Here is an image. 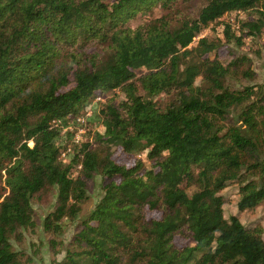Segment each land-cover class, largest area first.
<instances>
[{
    "label": "trees",
    "instance_id": "trees-1",
    "mask_svg": "<svg viewBox=\"0 0 264 264\" xmlns=\"http://www.w3.org/2000/svg\"><path fill=\"white\" fill-rule=\"evenodd\" d=\"M263 37L264 0H0V264H41L11 242L32 202L55 197L56 238L97 176L55 264H264L263 226L224 218L221 194L237 185V209L264 212V92L229 83L255 78L249 56L221 58L259 56Z\"/></svg>",
    "mask_w": 264,
    "mask_h": 264
},
{
    "label": "rangeland",
    "instance_id": "rangeland-1",
    "mask_svg": "<svg viewBox=\"0 0 264 264\" xmlns=\"http://www.w3.org/2000/svg\"><path fill=\"white\" fill-rule=\"evenodd\" d=\"M188 9L189 11H193V4H191V7L189 6ZM242 16H245V14L238 13L237 17L240 18ZM228 19L230 22L235 23L234 15ZM210 33L211 30H203L193 40L190 46L193 47L199 38L206 35H210ZM260 42L264 46V37L260 39ZM227 50L233 52L232 55L245 54L249 56L252 59V69L255 72V78L253 80L231 79L229 81L230 85L234 88H240L245 85L256 83L262 87L264 92V51H262L260 55L257 56L251 51H242V49H238L237 47H235V45L229 44L226 45L224 49H221V58L224 63H228L232 59L231 55H227ZM114 95H118L119 100L123 97L122 95L118 94V91H116ZM103 100L104 97H102L101 101ZM89 114L90 112L88 111L86 114H84V116L79 115L76 120L79 125L70 126V129H76L75 136H77L78 138H80V135L83 134L84 130H86L87 126L84 124V118L89 116ZM235 115L236 114L234 111L231 112L232 118ZM81 124L82 126L84 125V128L80 127ZM115 158H119L118 161L124 162L126 165L130 166L134 162L135 158H139V155H137L136 157L128 155L119 156V151L117 150L115 153ZM153 164L154 161L146 162L145 167L150 168L153 166ZM221 194L225 201L223 206L224 218L227 219L231 215H236L241 221V223L245 226H254L257 224H261L264 228V212L262 208L259 207L252 211H239L237 209L236 204L239 197L237 185L228 186L221 192ZM101 196L102 191L100 188V178L97 176L87 185V199L82 205L81 212L77 215L76 219L71 223V225L66 227L63 233L56 238H54V235L45 232L43 227L44 218L48 215L49 212L53 210V207L55 205V197L52 194L46 195L44 196V198H42L41 201L32 202L35 227L33 230L22 231L18 239L11 241L13 250L22 252L23 254H25V256H31V258L35 262H40L41 264H55L62 262L67 251L77 249V245L73 243V238L78 230L79 223L90 213V211L94 208ZM160 213L161 212L157 210H144V215L147 219L158 218L160 216ZM51 239L54 240L53 244H51ZM175 244L177 246L188 245L189 241L181 238H176Z\"/></svg>",
    "mask_w": 264,
    "mask_h": 264
},
{
    "label": "built area",
    "instance_id": "built-area-1",
    "mask_svg": "<svg viewBox=\"0 0 264 264\" xmlns=\"http://www.w3.org/2000/svg\"><path fill=\"white\" fill-rule=\"evenodd\" d=\"M97 100L99 99V98H96Z\"/></svg>",
    "mask_w": 264,
    "mask_h": 264
}]
</instances>
